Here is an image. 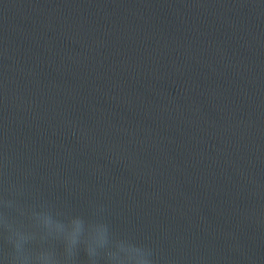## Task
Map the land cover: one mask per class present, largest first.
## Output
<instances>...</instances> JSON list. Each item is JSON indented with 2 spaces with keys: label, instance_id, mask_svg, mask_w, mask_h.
Wrapping results in <instances>:
<instances>
[{
  "label": "water",
  "instance_id": "obj_1",
  "mask_svg": "<svg viewBox=\"0 0 264 264\" xmlns=\"http://www.w3.org/2000/svg\"><path fill=\"white\" fill-rule=\"evenodd\" d=\"M6 189L156 264H264V0H0Z\"/></svg>",
  "mask_w": 264,
  "mask_h": 264
},
{
  "label": "clouds",
  "instance_id": "obj_2",
  "mask_svg": "<svg viewBox=\"0 0 264 264\" xmlns=\"http://www.w3.org/2000/svg\"><path fill=\"white\" fill-rule=\"evenodd\" d=\"M0 197V264H156L149 245L114 229L101 211L78 212L38 201Z\"/></svg>",
  "mask_w": 264,
  "mask_h": 264
}]
</instances>
